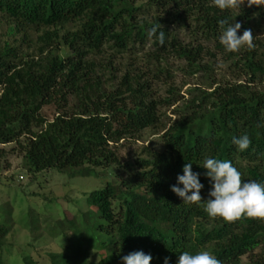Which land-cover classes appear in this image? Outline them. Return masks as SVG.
<instances>
[{"label":"trees","instance_id":"trees-1","mask_svg":"<svg viewBox=\"0 0 264 264\" xmlns=\"http://www.w3.org/2000/svg\"><path fill=\"white\" fill-rule=\"evenodd\" d=\"M250 12L262 21L264 2ZM243 18L234 10L221 12L211 0H149L139 6L133 0H0V26L15 40L0 43V145L16 144L32 176L121 167L131 177L116 175V197L110 185L89 193L86 202L99 216L91 210L78 224L71 222L73 237L62 232L60 249L41 258L50 264H122L123 256L142 251L152 257L150 264H177L183 251L207 250L220 264H242L257 248L248 264H264V220L209 219L203 202L211 185L199 167L205 158L228 160L242 183L264 182V90L257 88L264 83V39L234 62L247 70V82L195 87L187 99L171 88L164 100L153 97L151 85L169 74L163 64L170 58L184 62L190 74L209 75L212 64L205 60L215 54L208 47L225 52L218 21ZM154 26L165 32L163 45L148 35ZM107 43L117 52L151 43L146 58L155 65L153 78L136 69L114 77L117 70L110 66L107 87L96 60ZM177 103L176 118L166 125L160 108ZM49 105L57 110L52 120L42 115ZM147 129L163 132L162 150L145 147L122 163L119 145ZM243 134L251 144L238 152L231 140ZM4 154L0 149V159ZM185 163H192L203 185L199 204H182L171 191ZM8 234L9 227L0 224V264H8ZM100 252L105 256L96 259ZM23 263L40 264L30 255Z\"/></svg>","mask_w":264,"mask_h":264},{"label":"rangeland","instance_id":"rangeland-1","mask_svg":"<svg viewBox=\"0 0 264 264\" xmlns=\"http://www.w3.org/2000/svg\"><path fill=\"white\" fill-rule=\"evenodd\" d=\"M137 6L146 4L149 0H133ZM264 0H257L252 7L245 3L241 9H234V12L244 15L239 23L241 25L240 35L245 30H250L253 36L252 45L258 47L264 39V19L259 14L251 15L252 9L256 5H261ZM264 18V16H263ZM6 26H0V43L6 41L14 43V38L5 34ZM208 49L215 54V57H207L205 62H211L212 70L209 75L204 72L190 74L186 71L185 63L174 58H170L163 67H167L169 74L160 75L157 79L151 80L152 95L157 100L166 99L168 91L174 88L185 99L189 97L188 91L195 87L208 89L209 84L225 82H247L249 74L246 69L237 67L234 62L245 49L241 48L236 53L220 52L214 49L211 44ZM151 50V43L145 47H137L127 52H117L112 43H107L100 55L96 56L100 71L106 79L105 84L113 75L110 73V66H114L117 72L114 77H121L128 69L138 70L145 75V78L152 79L155 65L148 62L146 53ZM208 76L211 79L208 82ZM211 81V82H210ZM215 87V86H214ZM264 90V83L257 87ZM212 91V89L210 90ZM1 94V89H0ZM164 106L160 108L164 123L169 125L175 120V108ZM54 105L45 106L42 115L47 120H52L56 115ZM36 131H40L36 129ZM163 132L147 129L141 132L137 140L129 144L119 145V156L122 163H127L139 156L145 147L154 150H162L161 136ZM4 149V156L0 159L2 168L0 169V224L9 227V234L6 238L7 246L5 255L8 264H24L23 257L30 255L37 259L40 264H50L49 259H43L40 255H45L47 251L59 250L65 240V234H72V224H78L82 215L92 212L99 216L98 212L86 202L87 195L94 190L110 185L113 197L118 191L115 184L116 175L119 173L120 179L128 181L129 174L123 168H109L107 170L83 168H69L64 172L52 169L34 176L28 175L22 167V158L16 144L0 145ZM23 177V179H20ZM115 184V185H113ZM113 207L119 213V202L114 199ZM41 247V252L36 248ZM259 249L249 252L242 257V264H248L250 255L257 254ZM104 252L97 253L96 259L103 258Z\"/></svg>","mask_w":264,"mask_h":264},{"label":"clouds","instance_id":"clouds-1","mask_svg":"<svg viewBox=\"0 0 264 264\" xmlns=\"http://www.w3.org/2000/svg\"><path fill=\"white\" fill-rule=\"evenodd\" d=\"M256 2L257 0H211V4L221 12L241 9L245 3L252 7ZM218 25L223 29L218 42L226 53H236L244 47L252 48L253 36L250 30L237 35L241 28L239 23L233 25L226 20H220ZM148 35L155 36L161 45L165 43V32L160 31L158 26L151 28ZM231 143L238 152H244L249 148L251 140L247 134H243L233 137ZM199 167L205 170L204 176L211 185L209 198L203 202V211L209 219L220 218L227 223L242 217L264 220V182L248 180L242 183L240 171L228 160L205 158ZM191 169L192 163H185L183 174L177 176L176 185L171 187V191L185 205L202 202L200 192L203 185L200 183L199 174ZM151 259L150 255L137 251L123 256L121 261L122 264H150ZM164 264H168L167 259ZM177 264H220V261L207 250L195 254L183 251Z\"/></svg>","mask_w":264,"mask_h":264},{"label":"built area","instance_id":"built-area-1","mask_svg":"<svg viewBox=\"0 0 264 264\" xmlns=\"http://www.w3.org/2000/svg\"><path fill=\"white\" fill-rule=\"evenodd\" d=\"M20 179H23V177H20Z\"/></svg>","mask_w":264,"mask_h":264}]
</instances>
